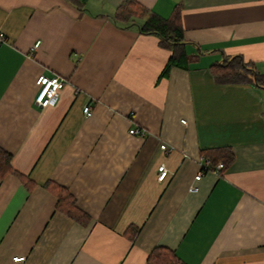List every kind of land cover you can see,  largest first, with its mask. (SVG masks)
<instances>
[{
  "label": "crops",
  "instance_id": "obj_1",
  "mask_svg": "<svg viewBox=\"0 0 264 264\" xmlns=\"http://www.w3.org/2000/svg\"><path fill=\"white\" fill-rule=\"evenodd\" d=\"M125 1L0 0V148L16 173L0 179V264H148L158 248L264 264V87L213 70L240 57L264 75V0H136L164 18L183 7L190 62L166 77L159 37L115 21ZM40 75L66 80L43 110ZM220 148L235 162L196 180ZM53 186L88 224L58 210Z\"/></svg>",
  "mask_w": 264,
  "mask_h": 264
},
{
  "label": "trees",
  "instance_id": "obj_2",
  "mask_svg": "<svg viewBox=\"0 0 264 264\" xmlns=\"http://www.w3.org/2000/svg\"><path fill=\"white\" fill-rule=\"evenodd\" d=\"M79 11L86 8L88 0H67ZM182 5L178 4L169 18H164L149 10L136 0H126L120 5L114 19L122 25L137 23L139 30L144 35H156L160 39L161 47L172 52L171 58L162 72L166 77L174 67L188 69L190 62L186 52L184 40V27L182 19ZM214 74L220 84H250L264 87V75L244 64L240 57L230 58L213 66ZM251 78V79H250ZM11 155L0 148V179L9 174H16L11 166ZM209 162L208 171L216 170L219 163L224 164V170L235 162V156L229 148L215 149L207 155ZM58 197L57 208L73 220L82 225L90 222V217L81 211L75 199L65 190L53 186ZM148 264H185L175 252L158 248L149 256Z\"/></svg>",
  "mask_w": 264,
  "mask_h": 264
},
{
  "label": "built area",
  "instance_id": "obj_3",
  "mask_svg": "<svg viewBox=\"0 0 264 264\" xmlns=\"http://www.w3.org/2000/svg\"><path fill=\"white\" fill-rule=\"evenodd\" d=\"M4 40V35L0 34V44ZM36 85L38 87V92L35 97V104L40 109H46L48 107H54L57 105L60 99V92L66 85V80L62 77H49L46 75H40L36 80ZM84 114L87 117H90L92 115V109L90 106H86L84 108ZM130 134L134 136H138L141 138H144L146 136L145 131L138 130V129H131ZM162 150L166 151L167 146L162 145ZM209 162L206 163V165H203V170L196 176V180L201 179L203 174L208 171ZM224 170V164L219 163L216 167V171L221 172ZM169 171L166 168L165 165H161L158 168V181L163 182L168 177ZM197 188L192 187L191 191H196ZM25 257H16L15 261L20 262L24 261Z\"/></svg>",
  "mask_w": 264,
  "mask_h": 264
}]
</instances>
